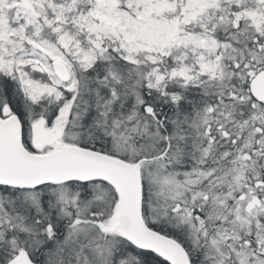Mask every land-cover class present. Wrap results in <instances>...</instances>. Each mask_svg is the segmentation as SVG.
<instances>
[{
    "label": "snow or ice",
    "instance_id": "snow-or-ice-1",
    "mask_svg": "<svg viewBox=\"0 0 264 264\" xmlns=\"http://www.w3.org/2000/svg\"><path fill=\"white\" fill-rule=\"evenodd\" d=\"M0 264H264V0H0Z\"/></svg>",
    "mask_w": 264,
    "mask_h": 264
}]
</instances>
